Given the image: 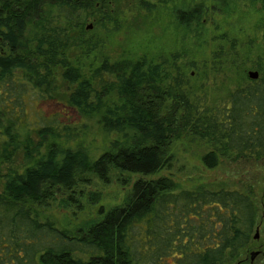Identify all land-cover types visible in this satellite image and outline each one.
<instances>
[{
  "label": "trees",
  "instance_id": "obj_1",
  "mask_svg": "<svg viewBox=\"0 0 264 264\" xmlns=\"http://www.w3.org/2000/svg\"><path fill=\"white\" fill-rule=\"evenodd\" d=\"M125 1L134 2L0 0V264H236L255 244L251 188L148 177L171 165L172 145L184 139L202 147L209 170L225 160L264 161V0H211L257 15L246 43L232 37L212 59L211 74L239 81L220 103L195 86V61L186 70L179 53L84 61L105 46L98 30L119 27ZM206 5L178 11L190 34L203 31ZM91 19L94 31L86 27ZM48 101L75 110L80 123L43 113ZM91 124L115 136L94 159L70 146ZM113 171L141 178L121 205L75 232L29 207L88 176L107 182Z\"/></svg>",
  "mask_w": 264,
  "mask_h": 264
},
{
  "label": "rangeland",
  "instance_id": "obj_2",
  "mask_svg": "<svg viewBox=\"0 0 264 264\" xmlns=\"http://www.w3.org/2000/svg\"><path fill=\"white\" fill-rule=\"evenodd\" d=\"M200 2L207 4V12L202 16L203 31L190 34L178 21V11L192 9ZM243 5H237V10L232 11L233 6L226 10L223 5H217L211 0H134L131 6L125 1L119 8L121 13L119 27L112 33H108L111 25L98 30L97 33H100L98 36L105 42V46L95 57L90 55V59L86 61L88 57L84 61L96 63L104 56H109L111 61H114L122 57L138 59L143 55L158 57L179 53L182 57L180 63L186 70L189 69V62L195 61H193L195 68L190 70L195 86L204 84L207 98L216 102L221 101L239 81L238 78L227 79L221 71L211 74V67L214 66L212 59L220 48L228 49L226 40L239 35L246 43L248 35L252 34V25L257 15L252 11L250 13L242 11ZM86 27L88 31H94L95 20H89ZM240 27L244 29L241 31ZM215 82L217 83L214 84ZM60 90L63 96L61 99L66 102L67 87L64 85ZM40 110L46 115L59 114L62 122L68 125L77 126L80 123L77 112L65 107L64 104L43 102ZM79 134L81 137L70 146L83 147L93 159L106 150L115 137L106 138L96 131L94 125L86 132L80 130ZM171 151L173 156L171 165L148 178L168 176L182 187L188 188L223 183L227 187L241 188L244 191L251 188L259 210L258 227L261 231L256 233L261 235L264 242V161L225 160L216 169L209 170L201 161L202 147L194 145L188 139L174 143ZM139 178L140 175L118 171H113L107 182L95 176H88L84 181L77 183L73 190L64 194L57 193L54 199L29 207L41 220L52 219L61 229L75 232L85 222L99 220L109 209L121 205ZM91 196L93 198L98 196L99 199L94 201ZM67 198L72 199L65 203ZM257 248L258 246L254 244L236 264L240 262L251 264V254L256 252ZM252 264H264V255L258 257Z\"/></svg>",
  "mask_w": 264,
  "mask_h": 264
},
{
  "label": "flooded vegetation",
  "instance_id": "obj_3",
  "mask_svg": "<svg viewBox=\"0 0 264 264\" xmlns=\"http://www.w3.org/2000/svg\"><path fill=\"white\" fill-rule=\"evenodd\" d=\"M259 230H257L258 232L261 231V228H257ZM255 244L258 246L257 248V251L254 252L253 254H256L255 258L252 259V254H251V257H250V262L251 264L258 258L260 257L261 255H264V252H262V250L264 249V242L262 241V237L261 235H259V238L255 239ZM239 264H242V262H240Z\"/></svg>",
  "mask_w": 264,
  "mask_h": 264
},
{
  "label": "water",
  "instance_id": "obj_4",
  "mask_svg": "<svg viewBox=\"0 0 264 264\" xmlns=\"http://www.w3.org/2000/svg\"><path fill=\"white\" fill-rule=\"evenodd\" d=\"M89 28H91V27H89ZM248 76H249V78L251 80H257L259 78V73L258 72H255V71H250L249 74H248ZM257 238H259L258 232L256 233L255 239H257ZM252 255H253L252 256V259H254L255 256H256V254H252Z\"/></svg>",
  "mask_w": 264,
  "mask_h": 264
}]
</instances>
